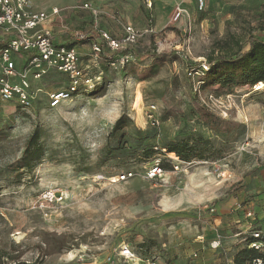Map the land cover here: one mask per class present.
Instances as JSON below:
<instances>
[{"label":"rangeland","instance_id":"obj_1","mask_svg":"<svg viewBox=\"0 0 264 264\" xmlns=\"http://www.w3.org/2000/svg\"><path fill=\"white\" fill-rule=\"evenodd\" d=\"M29 3L33 9H58L46 20L56 39L90 31L121 39L131 29L138 33L133 51L150 56L178 50L179 58L154 66L153 76L141 83L123 77L100 95L70 94L54 107L50 96L70 93L72 84L46 69L34 84L31 109L0 102V113L16 112L0 141V264H150L145 257L151 243L155 256L159 249H175L171 254L180 259L195 254L207 264L239 249L256 229L264 238V87L208 102L221 118L235 111L245 126L242 139L235 131L219 135L201 124L192 108L200 100L184 87L178 91L180 113L166 115L162 100L172 78L182 79L221 44L237 41L244 48L254 33L264 40V32L257 33L264 2L246 0L235 17L207 26L195 23L179 0H160L151 8L144 0ZM177 9L185 19H176ZM76 48L82 75L93 76L89 45ZM149 56L142 60L151 66ZM118 120L128 141L122 149L120 134L110 135ZM35 129L38 139L24 154ZM197 137L210 142L202 159L179 162L162 152L166 142ZM154 165L166 175L150 179ZM233 229L243 234L233 237Z\"/></svg>","mask_w":264,"mask_h":264},{"label":"trees","instance_id":"obj_2","mask_svg":"<svg viewBox=\"0 0 264 264\" xmlns=\"http://www.w3.org/2000/svg\"><path fill=\"white\" fill-rule=\"evenodd\" d=\"M257 22L259 24L257 33L264 32V5L261 6V13L257 16ZM101 37V35H97L95 32L91 33V31L90 35L82 33L81 40L69 36L70 42L67 44V47H76L80 43L90 46L92 43H100ZM7 39L8 37L0 35V48L4 46ZM246 42V47L244 48L237 41H234L231 45L221 44L219 51H212L206 57L208 69L204 71L202 76L196 77L194 80L186 76H183L182 79L177 77L172 78L168 82L162 98L166 107V115L181 112L178 98L179 88L184 87L192 92V86L195 82L201 83L199 91L202 95L210 94L214 96L229 95L239 90L249 91L253 85L259 82L264 83V40L254 33L248 36ZM177 53L178 50H162L158 53H152L150 56L148 55L153 59L151 66H149L145 60H142L148 57L142 51H133L129 47L122 48L118 51V54L129 55L131 62L121 69L113 70L109 66L108 57L110 53L103 49L95 72L101 74V81L94 83L95 87L92 89H88L89 86H72L70 93H68L78 98L100 95L104 91L105 85L117 82L123 77H129L133 81L141 83L153 76L154 66H161L167 62L176 61L179 58L176 55ZM26 57H29V55H26ZM9 104H12L13 109H20L16 103L10 102ZM261 105L264 106V101H262ZM192 108L198 121L208 130L219 135H229L235 131L239 139L244 138L245 126L236 120L234 110L228 111L227 118L225 119L213 114L209 109L201 105L197 99H194L192 102ZM15 118V111L0 113V141L5 138V134L14 124ZM123 127L124 123H122V120H118L110 134L112 139H115L118 133L120 134L117 141V144L120 142L118 144L121 147L120 149L124 148L128 142L122 139L121 131ZM150 134L154 135L155 132L151 131ZM37 139L38 130L35 129L25 144L24 154H27L31 150ZM136 139L140 140L139 134L136 135ZM209 147L210 142L203 137L186 138L179 141L166 142L162 152L164 155L179 162H188L193 159L204 158L205 152ZM18 163L20 161L11 163L7 168H12ZM256 230L251 233L250 239L245 241L244 247L235 254V264H252V261L255 259H264L261 252H256L250 247V244L253 242L252 235L259 232ZM232 233L233 236L242 234L240 230L235 229H233ZM152 245L154 244L151 243L150 246L146 247L148 254L145 257L146 262L150 264H169L165 260V252L161 249L158 250L160 254L158 253L156 256L153 254L155 253V249L152 248ZM156 258L159 259V263H157L158 260H155ZM179 264H187V262L179 258Z\"/></svg>","mask_w":264,"mask_h":264},{"label":"built area","instance_id":"obj_3","mask_svg":"<svg viewBox=\"0 0 264 264\" xmlns=\"http://www.w3.org/2000/svg\"><path fill=\"white\" fill-rule=\"evenodd\" d=\"M158 1L160 0H144L148 8ZM196 2L198 8L203 7V0ZM57 14L58 9H52L50 13L34 11L29 0H0V35L8 37L4 46L0 48V102L16 103L22 110L31 109L36 100L34 84L42 78L46 69L66 75L70 78L72 86H91L101 81L100 73H95L91 77L82 75L77 48L57 45L52 33L44 27L49 16ZM185 18V11L177 9L176 19ZM72 36L77 40L82 39V33H75ZM101 38L100 43H92L89 46L88 62L92 66L96 67L103 49L110 53L109 66L113 70L121 69L131 62L129 55H119L118 51L132 46L138 38L137 32L127 29L121 39L107 36ZM207 68L206 59L201 58L198 64L187 68L186 76L194 80L202 76ZM200 85V82L193 83L192 93L197 96L201 105L209 109L208 102L219 98L209 94L202 95L199 91ZM69 98L70 94L66 91L56 92L50 96V106L54 107ZM173 169L178 170V165ZM215 172L218 170L215 169ZM165 175L166 172L159 165H154L149 170L150 179ZM252 237L250 247L264 256L263 236L256 232ZM107 262H110V259ZM252 264H264V259H255Z\"/></svg>","mask_w":264,"mask_h":264},{"label":"crops","instance_id":"obj_4","mask_svg":"<svg viewBox=\"0 0 264 264\" xmlns=\"http://www.w3.org/2000/svg\"><path fill=\"white\" fill-rule=\"evenodd\" d=\"M261 1L264 2V0H261ZM203 2H204V5L202 8H198L196 0H179V5L185 7V9L189 11L190 16L192 17L195 23L199 21V23H203L206 26H207L208 21L214 22L218 19H230L231 17H235V11L237 10V8L240 7L241 9L242 7H245L246 5L245 4L246 0H203ZM262 5H264V3ZM261 6H260V13H261ZM32 10L44 11V12L50 13L49 11H45L42 9L32 8ZM52 18L54 19V17ZM44 27L47 30L51 31V29L47 27V22H45ZM53 39L56 44L65 45V46H67V44L70 42L69 36L66 37V39H63V36L58 37L56 39L54 35ZM242 234L234 235L233 237L241 236ZM199 238H202V237L200 236ZM243 247L244 245L241 246L237 250H233V252L228 253L227 255H224L221 257L216 256L217 258H214L208 261L207 264H235V254L239 250H241ZM171 251L178 252L175 249L167 250L165 252V257H166L165 260H167L169 264H179V255L171 254ZM214 253H217V251ZM191 256L187 257L186 260L184 259H181V260L186 261L187 264H202L201 262H199L200 260L197 259V256L195 254Z\"/></svg>","mask_w":264,"mask_h":264},{"label":"bare ground","instance_id":"obj_5","mask_svg":"<svg viewBox=\"0 0 264 264\" xmlns=\"http://www.w3.org/2000/svg\"><path fill=\"white\" fill-rule=\"evenodd\" d=\"M264 87V83L263 82H259L255 85H253L252 90L251 91H258L260 89H262Z\"/></svg>","mask_w":264,"mask_h":264}]
</instances>
